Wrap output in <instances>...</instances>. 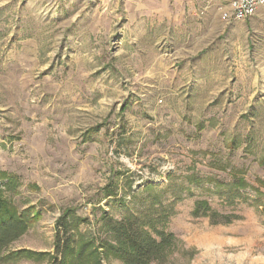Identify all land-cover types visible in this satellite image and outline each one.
I'll return each mask as SVG.
<instances>
[{"label": "rangeland", "instance_id": "rangeland-1", "mask_svg": "<svg viewBox=\"0 0 264 264\" xmlns=\"http://www.w3.org/2000/svg\"><path fill=\"white\" fill-rule=\"evenodd\" d=\"M197 6L0 0V198L41 216L8 264H55L66 212L104 264V217L138 214L174 235L163 264H264V45Z\"/></svg>", "mask_w": 264, "mask_h": 264}, {"label": "trees", "instance_id": "trees-1", "mask_svg": "<svg viewBox=\"0 0 264 264\" xmlns=\"http://www.w3.org/2000/svg\"><path fill=\"white\" fill-rule=\"evenodd\" d=\"M5 177V174L4 176ZM197 203L196 214L201 211ZM210 211L204 208V215ZM70 213H64L56 223L55 264H104L94 240L83 241L84 237L71 233ZM212 217H217L212 213ZM41 218L33 207L19 211L17 207L0 198V263H14L20 259H31L30 250L7 252L12 243L22 237ZM155 217L131 215L122 220L104 217V231L108 237L101 248L121 259L125 264H163L164 255L175 240L158 226ZM227 223H229L227 221ZM76 238V239H75Z\"/></svg>", "mask_w": 264, "mask_h": 264}, {"label": "crops", "instance_id": "crops-1", "mask_svg": "<svg viewBox=\"0 0 264 264\" xmlns=\"http://www.w3.org/2000/svg\"><path fill=\"white\" fill-rule=\"evenodd\" d=\"M210 0H179L184 4V9L189 6V9H195V6H199V11L202 15V19H210V26L206 25L207 30L221 31L226 34V43L231 46L232 50H246V48L255 45H264V7L260 8L256 15L253 17L238 22H228L224 25L221 22V16L218 17L216 13V7L212 6L206 10ZM207 5V6H206ZM197 6V7H198Z\"/></svg>", "mask_w": 264, "mask_h": 264}, {"label": "built area", "instance_id": "built-area-1", "mask_svg": "<svg viewBox=\"0 0 264 264\" xmlns=\"http://www.w3.org/2000/svg\"><path fill=\"white\" fill-rule=\"evenodd\" d=\"M215 6L226 22L247 20L264 7V0H210L208 8Z\"/></svg>", "mask_w": 264, "mask_h": 264}]
</instances>
